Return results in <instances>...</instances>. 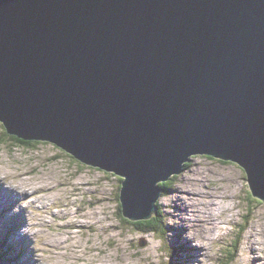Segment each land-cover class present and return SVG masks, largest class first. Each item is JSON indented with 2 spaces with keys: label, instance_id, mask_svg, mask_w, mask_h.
<instances>
[{
  "label": "water",
  "instance_id": "obj_1",
  "mask_svg": "<svg viewBox=\"0 0 264 264\" xmlns=\"http://www.w3.org/2000/svg\"><path fill=\"white\" fill-rule=\"evenodd\" d=\"M0 124L125 177L133 222L195 154L264 201V0H0Z\"/></svg>",
  "mask_w": 264,
  "mask_h": 264
},
{
  "label": "rangeland",
  "instance_id": "obj_2",
  "mask_svg": "<svg viewBox=\"0 0 264 264\" xmlns=\"http://www.w3.org/2000/svg\"><path fill=\"white\" fill-rule=\"evenodd\" d=\"M3 133L0 124V180L19 194L22 208L33 212L30 222L37 238L33 258L39 264H164L169 262L168 250L176 249L180 255L188 240L192 248L202 249L187 253L186 247V261L187 256L199 260V255L201 264H226L235 245L232 264H264V201L252 196L237 163L201 154L182 162L184 170L169 175L156 200L162 206L161 216L168 220V233L162 236L122 219L119 193L125 177L119 181L114 172L77 161L49 143L30 141L25 147ZM43 187L49 192H39ZM0 197L2 202L6 199V212L13 217V204L3 198L4 189ZM171 202H180L185 214L182 209L174 220L170 218ZM68 214L77 223L71 229L65 225ZM212 219L214 228L208 225ZM66 234L72 245L66 248L65 240L62 245L54 243L55 236ZM0 245L18 250L14 236L5 242L0 238ZM19 252L22 258L15 264H28V250ZM0 264L13 263L0 259Z\"/></svg>",
  "mask_w": 264,
  "mask_h": 264
},
{
  "label": "trees",
  "instance_id": "obj_3",
  "mask_svg": "<svg viewBox=\"0 0 264 264\" xmlns=\"http://www.w3.org/2000/svg\"><path fill=\"white\" fill-rule=\"evenodd\" d=\"M1 127H2V125H1ZM2 130H3V127H2ZM3 135H5L9 140H12V141H15L17 143H21V144L27 145L25 147H28L29 143H22V141L16 139L15 137L7 136L6 133H3ZM119 181H120V179H119ZM166 185H167V182H165L163 184H159V186L160 187L163 186V188L166 187ZM119 212H121L120 211V205H119ZM139 226H140L141 229H143V226H145L146 229L151 230L153 233L160 231L162 236H163V234L166 233V230H167V227H165V215L162 217L161 213H160V210H158V209L156 211V214L152 215V217L149 220L139 221ZM119 227H121V226L119 225ZM232 248H233V252H231L232 255H231V253L229 254V258L227 259L226 264H232L234 262V260H235V256H234V253L236 251L235 245H232ZM237 249H238V247H237ZM176 251H177L176 249H169L168 250L169 262L167 260V262H166L167 264H180V262H175V260H174V257L177 255Z\"/></svg>",
  "mask_w": 264,
  "mask_h": 264
},
{
  "label": "bare ground",
  "instance_id": "obj_4",
  "mask_svg": "<svg viewBox=\"0 0 264 264\" xmlns=\"http://www.w3.org/2000/svg\"><path fill=\"white\" fill-rule=\"evenodd\" d=\"M184 170V169H183ZM16 187V186H15ZM17 190V189H16ZM49 192V190H48V188L47 187H43V189H40L39 190V192ZM38 192V193H39ZM37 194V193H36ZM47 196H50L51 197V193H48V194H46ZM45 196V194L43 195V196H39V197H44ZM7 198H9L8 196H6ZM39 200V198L38 197H36L35 198V200ZM54 199V198H53ZM2 201V200H1ZM5 201H6V199L5 200H3V202L2 203H5ZM45 201V200H44ZM25 215H26V217H27V220H29L28 219V216H27V212L25 213ZM69 216H67L66 215V217H67V219H66V227H68L69 229H71V228H74V225L75 224H77L76 223V221H74L73 220V216L71 217V215L70 214H68ZM76 216V215H75ZM208 225L210 226V227H212V228H214L215 227V225H216V223L214 224V222H213V219L208 223ZM62 235H64V234H62ZM67 236L66 237H64V236H61V235H57V236H55L54 237V239H53V241H54V243H58V244H60V245H62L63 244V242H62V240H65V244H67L65 247L67 248V247H69L70 245H72V243L70 244V242H69V239H71V237H69V234H66ZM16 238V237H15ZM51 239V238H50ZM50 239L48 238V240H49V242L51 243V241H50ZM255 241V240H254ZM14 242V241H13ZM255 243L257 244V241H255ZM58 251V250H57ZM57 253H59V251L57 252ZM54 255V254H53ZM71 255H73V251H71ZM58 258H56V260H57ZM19 261V260H18Z\"/></svg>",
  "mask_w": 264,
  "mask_h": 264
}]
</instances>
